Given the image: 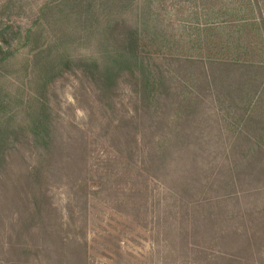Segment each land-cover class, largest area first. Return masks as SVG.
<instances>
[{"label":"trees","instance_id":"trees-1","mask_svg":"<svg viewBox=\"0 0 264 264\" xmlns=\"http://www.w3.org/2000/svg\"><path fill=\"white\" fill-rule=\"evenodd\" d=\"M253 19L255 23L236 27L244 41L221 47L231 55L219 54L220 45H214L212 55L157 59L145 49L139 32L121 25L113 29L115 53L104 64L95 60L64 64L63 71L80 67L79 100L88 104L89 125L79 140L59 142L57 128L45 109L41 111L31 138L36 157L25 175L9 169L10 136L16 132L0 127V264H41L42 237L53 232L61 247H67L65 221L59 219L50 194L58 182L73 192L74 201L87 204L89 196H103L133 216L148 201H156L155 184L167 187L174 199L173 216L181 215L183 226L190 214L196 224L202 223L182 234V242L194 249L200 248L199 238L204 249L214 245L220 218L234 227L237 219L250 215L228 211L226 205H238L245 195H264L261 9L259 18ZM52 72L49 81L57 75ZM122 82L130 87L128 105L121 101ZM94 107L100 113L93 133ZM20 143L31 145L29 139ZM233 231V237L248 243L245 252L264 244V230L261 237L253 233L247 239L238 226ZM84 246L77 243L73 254L79 257ZM232 257L230 263L242 264Z\"/></svg>","mask_w":264,"mask_h":264},{"label":"rangeland","instance_id":"rangeland-1","mask_svg":"<svg viewBox=\"0 0 264 264\" xmlns=\"http://www.w3.org/2000/svg\"><path fill=\"white\" fill-rule=\"evenodd\" d=\"M259 9L264 16V0H0V127L16 132L10 136L14 142L8 154L10 171L25 175L33 164V127L44 109L57 128L59 142L80 139L81 130L89 125L88 104L79 100L80 67L62 69L68 61L104 64L115 53L117 33L113 29L123 25L139 32L145 49L157 59L212 55L214 45H220L216 51L222 54L224 44L245 40L236 27L255 23ZM54 65H58L55 73L51 71ZM51 72L57 74L53 81H49ZM121 89V101L128 105L129 84L122 82ZM98 109L94 107L93 133L98 128ZM23 135L31 145L20 143ZM155 185L156 201H148L146 208L142 205L140 214L134 210V216L114 208L115 203L103 196H89L83 204L81 199L74 201L73 192L61 182L52 186V203L59 219L65 221L68 243L63 241L67 247L62 248L55 232L43 236L41 264H237L230 263L231 255L242 264H264V244L245 252L248 243L232 236L236 226L238 233L246 234L245 239L262 236L263 194L245 195L238 205L227 203L228 211L250 215L237 219L234 227L220 218L214 245L206 244L210 248L204 249L199 238L200 248L194 249L182 242V234L202 223L196 224L190 214L183 226L182 216H173L169 188ZM197 218L201 220V215ZM77 243L80 248L87 243L79 257L72 251Z\"/></svg>","mask_w":264,"mask_h":264}]
</instances>
